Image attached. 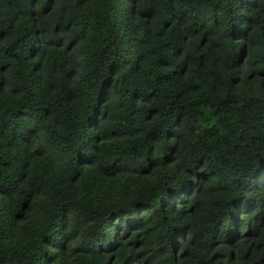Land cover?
<instances>
[{
  "label": "trees",
  "instance_id": "1",
  "mask_svg": "<svg viewBox=\"0 0 264 264\" xmlns=\"http://www.w3.org/2000/svg\"><path fill=\"white\" fill-rule=\"evenodd\" d=\"M0 264H264V0H0Z\"/></svg>",
  "mask_w": 264,
  "mask_h": 264
}]
</instances>
